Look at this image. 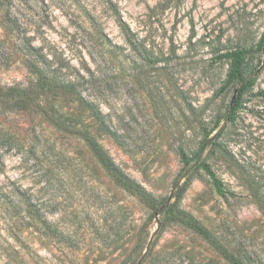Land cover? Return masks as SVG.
Returning <instances> with one entry per match:
<instances>
[{
	"label": "rangeland",
	"instance_id": "rangeland-1",
	"mask_svg": "<svg viewBox=\"0 0 264 264\" xmlns=\"http://www.w3.org/2000/svg\"><path fill=\"white\" fill-rule=\"evenodd\" d=\"M263 32L264 0H0V184L21 192L0 208V264H224L118 187L70 132L82 127L156 203L171 195L220 244L264 257V214L246 182L264 190ZM234 49L248 51L254 82L231 121L238 86L225 85L219 57ZM35 69L58 84L40 92ZM205 138L201 158L227 194L195 169L177 199L179 148L189 158Z\"/></svg>",
	"mask_w": 264,
	"mask_h": 264
},
{
	"label": "trees",
	"instance_id": "trees-1",
	"mask_svg": "<svg viewBox=\"0 0 264 264\" xmlns=\"http://www.w3.org/2000/svg\"><path fill=\"white\" fill-rule=\"evenodd\" d=\"M90 20L91 22H93L92 19ZM114 21L121 34L124 36L125 41L128 44H132L133 35L130 32L126 23L116 12L114 13ZM254 50V52H258L262 56L261 62L264 63V32L262 33ZM247 57L248 51L246 49H234L228 53L220 55L219 57L220 59H225L229 64L225 78V85L238 86L234 90L236 91V93L232 101L231 107H229V104L227 105L228 117L231 121H233L237 110L240 108L242 96L251 88L254 82V78L251 77V75L245 76V68L247 67ZM35 71L34 72L36 74V85L39 87L38 89L40 90V92L44 91L47 88H50L52 84H58L55 83V79H49L46 75H43L40 70L38 71L35 69ZM12 92L15 93L14 95H12V97H14L15 99L17 98L15 97V95H20V93H18L19 91L15 92L12 90ZM36 94L39 96V92ZM94 110L99 109L96 106ZM99 122L101 123V126H103V128H105V130L110 134L116 144L124 150L125 146L121 141V136L117 133H112L108 131L107 126L104 123L105 121H103L102 119H100ZM52 124L55 129L59 130L58 123ZM87 131L88 130L85 127H82V129H76L70 132L76 134L79 137H82L84 141H86V145L88 146L90 153L99 163V165L111 175L114 183L118 187L135 196L139 202L146 205L152 213L153 217L151 218H156L158 225H160L163 220H168L169 222L181 224L187 229L193 231L211 245L216 255L221 259L224 264H264V257L252 251L249 245H222L195 220H193L191 217H189L182 211H179L173 205L168 206V204L164 203V201L159 204L156 203L155 200H153L137 183L124 176L117 169V167L114 166L110 159L102 152L100 147L87 135ZM219 137L220 132L216 134L215 140H217ZM206 138L203 140L202 143H200L197 150L189 158L188 155L184 153L183 149L181 147L179 148L180 161L182 164V167L180 169V175L182 173L185 179L182 184L178 183V179L175 180L173 183V196L177 199L181 197L182 193L184 192L185 185H187L190 181V178L196 171L195 169L201 170L205 174V176L208 178L210 185L212 186L213 190L217 195L223 197L227 194V191L224 189L221 181L217 178L211 168L206 164L205 160L201 158V152L206 142ZM6 144L9 145V147L12 146V143L9 140H6ZM216 144L217 143H215L214 141L213 145ZM223 152L224 151H222V153ZM0 166H2V163H0ZM240 173L243 174L244 172L240 171ZM246 182L257 208L264 214V190L261 187H257L255 185L256 183L251 179H246ZM20 193L21 192L16 191V189H14L13 187L11 189H8L6 186L0 184V208H3L5 211H11L13 207L12 203L14 202V197L16 199V197H18ZM161 214H164V217H154V215ZM205 264H214V262L208 261Z\"/></svg>",
	"mask_w": 264,
	"mask_h": 264
},
{
	"label": "water",
	"instance_id": "water-1",
	"mask_svg": "<svg viewBox=\"0 0 264 264\" xmlns=\"http://www.w3.org/2000/svg\"><path fill=\"white\" fill-rule=\"evenodd\" d=\"M235 93H236V91L233 92V95H232L231 100L229 102V107H231V105H232V101L235 97ZM170 200H171V195H169L168 198L166 199V203H168ZM136 264H140V261H138Z\"/></svg>",
	"mask_w": 264,
	"mask_h": 264
}]
</instances>
